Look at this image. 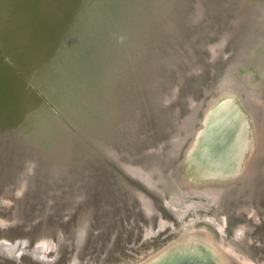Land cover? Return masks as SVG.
I'll return each instance as SVG.
<instances>
[{"label": "rangeland", "instance_id": "rangeland-1", "mask_svg": "<svg viewBox=\"0 0 264 264\" xmlns=\"http://www.w3.org/2000/svg\"><path fill=\"white\" fill-rule=\"evenodd\" d=\"M149 1L153 2L137 0L131 7L129 0H0V47L34 88L11 62L20 75L10 69L0 51L2 255L9 242L11 252L25 248L38 258L36 247L41 244L48 258L56 252L62 254L60 264H69L74 255L79 264H134L177 238L182 223L194 218L196 226L206 227L249 264H264V60L254 59L255 66L250 67L244 58L243 67L228 66L235 61L240 44L249 43L250 18L243 22L252 11L245 8L244 21L235 22L241 11L238 0H199L195 10L194 0H187L189 13L179 11L173 17L177 0H162L163 5L154 6H149ZM220 3L225 8L215 6ZM259 3L264 7V0ZM195 19L199 24L195 28H180ZM167 20L171 23L165 27ZM148 23L154 25L151 36L144 33ZM162 31L167 32L169 41L161 38ZM227 31L233 32L224 40ZM158 47L164 52L159 54ZM165 64L166 72L160 71ZM245 66L255 72L248 82L238 73L249 76ZM182 68L186 75L180 77V71L178 77L176 71ZM260 74L262 77L257 76ZM229 79L240 86L248 83L263 104L261 108L246 102L261 131V144L251 160L255 172L236 179L228 185L230 189L226 186L225 194L208 209H192L184 221L176 223L158 209L173 226L158 229L165 230L155 237L144 235L149 218L140 212L139 205L144 211L141 201L123 181L142 189L129 180L137 179L117 161L151 165L160 160L157 152L171 149L169 140L178 134L185 140L170 162L178 176L183 148L190 139L179 126L196 108L189 129H200V103L215 96ZM256 84L260 88H254ZM96 138L117 161L99 148ZM205 215L222 223V230L205 221ZM85 218L92 221L87 239L82 247L72 249V236H81L77 241L84 237L85 231L82 235L77 231ZM155 218L152 221L157 223ZM13 219H22L29 229L11 222ZM124 223L128 248L123 247ZM73 226H78L74 235ZM93 228L96 234L92 239L89 233ZM235 229L240 230L239 236L233 233ZM169 230L174 233L162 238ZM45 240L54 241L56 248ZM28 259L31 261L23 255L20 261ZM0 264L14 263L0 258ZM235 264L239 262L235 260Z\"/></svg>", "mask_w": 264, "mask_h": 264}, {"label": "bare ground", "instance_id": "bare-ground-1", "mask_svg": "<svg viewBox=\"0 0 264 264\" xmlns=\"http://www.w3.org/2000/svg\"><path fill=\"white\" fill-rule=\"evenodd\" d=\"M249 1H237L241 11H238V15L234 20L235 22L244 21L243 10L245 8L251 10L252 13L250 14L251 17L247 15L246 20L243 22L246 23L250 18L248 20L250 25L247 33L249 43L246 42L248 43L246 44L244 42V45L243 43L242 45L240 44L241 49L239 48L240 51L237 50L238 54H235L237 55L235 61L232 60V62L230 61L231 64H228V66L235 67H231L233 69L240 66L243 67L242 61L244 58L246 59L244 62L249 64L250 67L255 66L254 59L264 60V7L259 3V0ZM232 32L227 31L224 40ZM249 44L250 46H248ZM88 60L90 59L88 58ZM245 69L248 72L251 70L248 69V66H245ZM238 73L242 76L243 80H246H244L245 82H248L251 77L250 75L255 72H251L249 76L247 72L242 75L240 72ZM235 75L236 73H234ZM237 76L233 77L235 81ZM257 76L259 77L261 74ZM221 80L223 79L221 78ZM233 80H228L230 86H228L229 84H227L226 80L225 84L227 85L222 84L218 92L214 94L215 96L206 102L204 101V103H200L202 112L199 117L201 127L199 126L200 129L197 127L199 130L197 128H193V131L189 129V124L193 117H195L196 108L192 110V117L186 119L183 125L179 126V128H184L185 135H189L190 139L183 148V154L181 153V158L183 157V159L180 158L178 176L174 175L170 167L171 159L177 154L180 144L185 140L181 136L178 138V134L171 136L169 140L171 143L169 145L171 146L170 150H167L164 154L157 152L159 161L143 167L135 164L133 161L132 163L135 165H130L122 160L117 161L116 157L105 148L104 142L99 138L95 140L99 148L117 161L126 173L139 180L146 188L158 195L163 201L165 208L170 211L177 221H184V218L186 219L192 209H208L211 206L210 203H217L221 194L227 190V187L230 189L228 185L235 184L236 179L241 178L242 180L243 177L251 176L255 172L254 168L251 167V160L253 154H257L256 150L261 144V131L254 119L252 120L254 110L246 102H250L255 106H261V108L263 104L261 105L262 101L254 94L255 91L252 90V87L248 83L247 85L242 84L240 86V83H235ZM256 86L257 84L254 88ZM240 89L244 90L246 94H241ZM243 103H246L247 106ZM169 119L172 120L171 117ZM55 158L58 159V154ZM123 183L141 201L144 213L150 221L153 220L152 214L158 215V218H156L159 220V229L169 225L173 226V222L163 219L153 199L144 191L133 187L125 179ZM194 197L197 200L193 199ZM203 218L219 231L222 230V223H217L213 217L208 218L205 215ZM188 219L182 223L177 238L169 240L165 245L134 264H235V260L239 264H249L246 260L240 258L231 248L224 246L220 238H214L206 227L196 226L194 218ZM220 219L223 220L221 217ZM90 222L89 218L82 220V227H79V231L77 232L82 235L85 226L90 228ZM150 227L148 235L152 237L157 236L158 231L152 229V222ZM235 230L236 232L234 233L239 236L240 230ZM145 231H148V227H145ZM61 236L62 233L59 234L60 239H62ZM48 241L51 242L49 247L55 249V242L45 240V242ZM5 242L7 243V241ZM4 244V242L0 241V246ZM6 247L8 249L12 248L9 242ZM7 248H2L5 256L16 255L17 251L11 252ZM36 248L40 255V257L38 256L39 259L45 263L52 262L53 257L48 258L44 255L41 244ZM21 250L29 251L25 248ZM79 263V260L75 258L69 264Z\"/></svg>", "mask_w": 264, "mask_h": 264}, {"label": "water", "instance_id": "water-1", "mask_svg": "<svg viewBox=\"0 0 264 264\" xmlns=\"http://www.w3.org/2000/svg\"><path fill=\"white\" fill-rule=\"evenodd\" d=\"M44 1V0H43ZM135 1H137V0H129V5L132 7V5H134V2ZM194 4H193V6H194V10H195V6H196V4L199 2V0H194ZM226 2H228V0L226 1ZM150 5L149 6H154V4H159V5H163V3H162V0H160V1H158V0H153V2L151 1H149L148 2ZM147 3V4H148ZM43 5V4H42ZM187 5H188V1L187 0H184L183 2H179L178 0H177V2H175V6H176V8H177V10H175V11H173L172 12V16L173 17H176L177 16V14L179 13V11L181 12H184V13H189L188 11H187ZM215 6L217 7V8H220V9H223V8H225V6H224V3H220V4H215ZM115 7V6H114ZM148 7V6H147ZM163 8V7H162ZM194 10H192V12L191 13H193V11ZM138 15V14H137ZM197 20H198V18H197ZM196 19H195V21L191 24V25H186V23H184L183 25H181V27L180 28H185V30H188V29H190V28H195L196 26H198V25H196L197 23H198V21H197ZM165 23V27L168 25V24H170L171 23V21L170 20H167V22H164ZM174 23V22H173ZM175 23H174V28H175ZM153 27H154V25L153 24H150V23H148V24H146V27H144V33L146 34V35H149V36H151L152 34H150L151 32H153L154 31V29H153ZM170 27V26H169ZM176 28H177V26H176ZM213 29V28H212ZM174 32V31H173ZM161 34L162 35H160L161 36V38L164 40V41H169L170 40V37H168V35H167V32L166 31H162L161 32ZM173 34V33H172ZM162 36H164V37H162ZM154 42V41H153ZM148 47H149V45H148ZM158 49L160 50V48L158 47ZM166 50V49H165ZM0 51L1 52H3V54H2V56H1V54H0V56H1V58H3L4 59V61H9V65H10V69L12 68L14 71H16L14 68H13V66L10 64V62L12 63V64H14L17 68H18V70L21 72V75L18 73V71H16L24 80H27L28 79V77L24 74V72H22V70L20 69V67L16 64V63H14L8 56H7V54L3 51V49L0 47ZM162 52H164V51H162V50H160V53L159 54H161ZM147 55H149V54H147ZM7 58V59H6ZM6 61V62H7ZM168 68V66H167V64H165V65H161L160 66V71H161V69H163L164 70V72H166L165 71V69H167ZM183 72V73H181V75L182 76H180V77H184L186 74L184 73V69L182 68V69H180L179 71H176V73H177V75H178V77H179V72ZM192 72V71H191ZM170 73H171V71H170ZM174 73H175V71H174ZM175 73V74H176ZM184 75V76H183ZM27 78V79H26ZM30 80L28 79L27 80V82H28V84H29V86L34 90V88L32 87V85H31V81L29 82ZM33 86H35V85H33ZM35 87H37V86H35ZM46 98V97H45ZM263 125H264V123H263ZM5 132V131H4ZM6 133V132H5ZM185 144V143H184ZM184 144L181 146V148H183V146H184ZM107 157H105V159H106ZM110 160V159H109ZM111 161V160H110ZM112 163H114L113 161H111ZM115 164V167L118 169V170H120V172H121V174L122 175H124L126 178H130L128 175H126L125 173H124V171L116 164V163H114ZM117 170V171H118ZM130 181L132 180L133 181V183L136 185V186H138L139 188H141L142 190H145V192H147V193H149V195H151L152 197H154V198H152L153 199V201H154V203L156 204V207L158 208V209H160L161 210V212H162V214L163 215H168V217H172L173 219V221H175L176 223H177V220H175V218L172 216V214L170 213V211H168L163 205H162V203H161V198L158 196V195H156V194H154L152 191H150L148 188H146L142 183H140L139 181H137V180H134V179H132V178H130L129 179ZM20 194V193H19ZM138 205H139V203H138ZM14 207H16V206H14ZM139 210H141L140 212L143 214V216L145 217L146 216V214L144 213V211L142 210V208H140V205H139ZM243 214L244 215H247V213L246 212H243ZM18 217V216H17ZM151 217L152 218H155V217H157L158 218V215L156 214V216L154 215V214H152L151 215ZM246 217H248L249 219H251V220H254V219H252V217H251V215H247ZM62 218H63V220H65L64 219V217L62 216ZM69 218H72V216L70 215V217ZM148 218V217H147ZM157 218H155V220H157V223H155L154 221H150L149 220V224H148V231L146 232L144 229V235H148L149 234V231H150V224H151V222H154L155 223V230L157 231L159 228H158V226H159V222H158V219ZM136 219H139L140 220V218L138 217V218H136ZM17 220H15V219H13L11 222H13V223H17V224H19V226H21L22 227V224H24L23 225V227H26L25 229H29V227H27V224H25V222L22 220V219H20V221H17ZM92 222V221H91ZM125 225V227H123V231H125V233H124V235H123V247L124 246H128V244L130 243V241L129 240H127L125 237V235L127 234V226H126V223H124ZM13 226H14V224H13ZM153 226H154V224H153ZM77 228H78V226H77ZM77 228H74V226L73 227H71V231H75ZM88 229H90V228H85V230H83V231H85V234H84V237H82L81 238V240L79 241H77V239H78V236H77V239H76V236H72V238H71V243H70V248H72V249H79L80 247H82L83 245H84V242H85V240L87 239V231H88ZM215 229V231H217L218 233H219V231L216 229V228H214ZM224 229H225V226H224ZM224 229H223V232H224ZM94 228L90 231V235H91V238L93 239V237H95V234L96 233H94ZM137 230V229H136ZM165 229H163V230H158L159 232L157 233V234H160V233H162L163 231H164ZM74 231H73V235H74ZM223 232L221 233V234H223ZM172 233H174L172 230L170 231H168V232H166L165 234H163V237L162 238H165V237H167L169 234H172ZM234 233V232H233ZM55 235H58V233L57 234H55ZM93 236V237H92ZM90 237V236H89ZM232 238L234 239L235 238V236L234 235H232ZM29 239V238H28ZM28 239H26V243H25V245H26V247L27 248H29L30 246V240H28ZM140 243H142V242H140ZM33 248H34V246L33 247H31L30 249H31V251L33 250ZM128 248V247H127ZM157 249V248H156ZM154 251V250H153ZM119 252V251H118ZM117 252V253H118ZM139 252V251H138ZM121 253V252H120ZM125 253L126 254H129V252L128 251H125ZM149 253V252H148ZM148 253H145L144 254V256H146ZM25 256V255H27L30 259H31V261H29V259L27 260V261H24L23 263H25V262H27V264H32V262H35V263H37V264H60V263H63L62 261H63V257H62V254L61 253H55V255H54V257H53V259H52V262H50V263H45L44 261H42L41 259H39V258H36L35 256H33L31 253H29V252H27V250H25V251H22L21 249L20 250H18L17 251V253H16V255L15 256H5V255H2L1 253H0V258H2V259H5V260H8V261H12L14 264H23V263H21V258H22V256ZM77 256H73L72 258H71V261L70 262H72V261H74V259L76 258ZM119 259V258H118ZM26 264V263H25Z\"/></svg>", "mask_w": 264, "mask_h": 264}]
</instances>
